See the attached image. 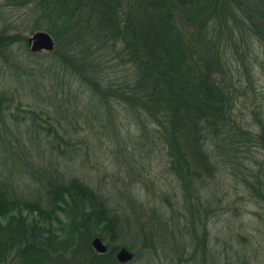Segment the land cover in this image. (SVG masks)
<instances>
[{
    "label": "rangeland",
    "instance_id": "obj_1",
    "mask_svg": "<svg viewBox=\"0 0 264 264\" xmlns=\"http://www.w3.org/2000/svg\"><path fill=\"white\" fill-rule=\"evenodd\" d=\"M226 5L214 38L232 87L231 120L259 139L235 150L238 164L223 156L206 169L193 157L198 174L187 196L155 123L133 99L98 96L77 66L83 62L91 81L101 76L103 86H114L135 75L129 55L98 43L92 32L70 43L67 54L48 30L42 0H0V186L35 206L23 215L41 229L40 243L50 244L41 264H83L96 253L94 237L114 249L115 260L119 248L130 250L133 258L122 264H264V197L251 188L264 192L258 124H264V41L243 11L264 14V0ZM39 31L51 36L50 50H31L28 39ZM78 51L85 55L73 54ZM84 56L88 61L77 60ZM48 182L61 185L64 197L50 195ZM73 184L107 202L117 216L116 234L76 230L83 207L67 190ZM9 252L0 264L19 262L15 249Z\"/></svg>",
    "mask_w": 264,
    "mask_h": 264
},
{
    "label": "trees",
    "instance_id": "obj_2",
    "mask_svg": "<svg viewBox=\"0 0 264 264\" xmlns=\"http://www.w3.org/2000/svg\"><path fill=\"white\" fill-rule=\"evenodd\" d=\"M42 1L44 17L51 24L48 30L60 45H65L67 54L70 43L79 42L92 32L98 43L107 47L109 44L114 48L118 46L120 53L129 55V62L136 69L135 75L117 85L105 81L106 85L114 86H103L101 76L91 81L88 69L79 66L83 62L77 66L80 72L85 71L81 74L84 83L91 85V90L98 96L111 95L125 103L133 99L135 105L155 123L161 137L155 129L152 136L163 138L170 166L187 196L193 195L192 177L198 174L191 170L193 157L206 169L210 165L219 166L223 156L230 165L238 164L241 162L235 158V150H243L246 144L254 145V138L259 139L243 124L231 120L232 87L223 75L225 62L218 49L219 41L214 38L215 21L228 8L226 1L240 5V0ZM245 8V16L248 15L245 20L251 31L257 32L264 41V14L255 17L251 15L252 8ZM11 40L12 43L14 39ZM73 54L83 56L85 52ZM91 54L93 52L88 54V59ZM61 58L68 64V57ZM77 60L86 61L87 58L84 56ZM69 66L72 69V65ZM73 72L77 73V70ZM216 73L221 74L219 79ZM225 74L228 76L226 71ZM258 124L260 146L264 149V124L261 119H258ZM216 151L218 154L214 157ZM79 184H73L76 187L72 190L67 188L71 194L74 191V199L83 207L76 230L84 232L91 227L113 231L112 236L116 234V214L107 202L94 199L90 191ZM1 187V261L11 249H15L19 258L16 264H41L50 244L40 243L38 231L41 229L23 215L24 211L34 210L35 206L13 197L9 188ZM61 188L59 184L48 182L47 192L62 197L64 191ZM251 188L257 196L264 197L260 187L251 185ZM113 254L114 249L102 254L93 252L83 264H101L105 259L109 264L112 261L118 264Z\"/></svg>",
    "mask_w": 264,
    "mask_h": 264
},
{
    "label": "water",
    "instance_id": "obj_3",
    "mask_svg": "<svg viewBox=\"0 0 264 264\" xmlns=\"http://www.w3.org/2000/svg\"><path fill=\"white\" fill-rule=\"evenodd\" d=\"M28 42L31 45L32 51H39L42 49L50 50L53 46V41L51 36L43 31L36 32L32 35ZM91 246L96 253H105L107 246L99 237H94L91 241ZM133 258V253L126 247H121L116 253V260L119 263H126Z\"/></svg>",
    "mask_w": 264,
    "mask_h": 264
}]
</instances>
